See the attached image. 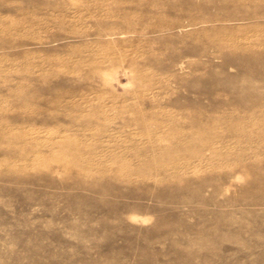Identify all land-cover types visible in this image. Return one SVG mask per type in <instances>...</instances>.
<instances>
[{
  "label": "rangeland",
  "instance_id": "obj_1",
  "mask_svg": "<svg viewBox=\"0 0 264 264\" xmlns=\"http://www.w3.org/2000/svg\"><path fill=\"white\" fill-rule=\"evenodd\" d=\"M0 264H264V0H0Z\"/></svg>",
  "mask_w": 264,
  "mask_h": 264
}]
</instances>
